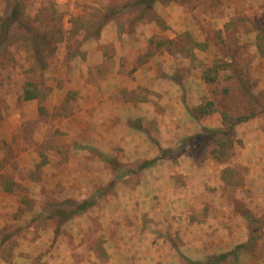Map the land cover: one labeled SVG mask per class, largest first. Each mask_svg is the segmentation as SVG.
I'll use <instances>...</instances> for the list:
<instances>
[{
  "label": "rangeland",
  "instance_id": "rangeland-1",
  "mask_svg": "<svg viewBox=\"0 0 264 264\" xmlns=\"http://www.w3.org/2000/svg\"><path fill=\"white\" fill-rule=\"evenodd\" d=\"M232 1L157 0L141 12L136 0H0V264H189L234 249L212 248L208 218L219 208L208 195H194L201 207L176 211L175 199L149 184L160 162L142 166L184 150L198 162L235 165L238 148L254 146L260 152L248 153L246 170H264V77L256 73L264 3ZM172 4L191 17L180 32L168 27V37L162 18H182ZM151 21L158 27L144 25ZM188 82L204 92L195 99L221 113L206 128L231 125L228 136L169 133L174 97L164 84ZM235 167L221 196L263 237L264 181L254 176L246 187ZM252 244L264 254V241ZM239 252L218 264H239Z\"/></svg>",
  "mask_w": 264,
  "mask_h": 264
},
{
  "label": "crops",
  "instance_id": "crops-1",
  "mask_svg": "<svg viewBox=\"0 0 264 264\" xmlns=\"http://www.w3.org/2000/svg\"><path fill=\"white\" fill-rule=\"evenodd\" d=\"M264 3V0H262ZM176 3V2H175ZM178 4V3H177ZM242 4V0H234L231 2V5H240ZM172 4L170 7H174L177 9V16H182L181 19H179L176 23L177 19L175 17L169 18L165 16L163 19L162 16V23H164V27L162 30L165 29V33L168 37L174 36L175 30L179 29L178 32L182 31L185 29V20H183L184 15L187 17H191V13L185 14L183 11V8L181 6H177ZM180 5V4H178ZM232 7V6H231ZM234 9V7H233ZM106 24L102 25L104 27ZM142 25V24H141ZM146 26H151L153 25L154 27H158L155 21L147 22L144 23ZM142 25V26H144ZM107 26L113 28V23L107 24ZM101 31V41L104 42V37L106 36L107 30ZM168 27H174L173 31H170L171 34H167ZM113 34L115 35V31L111 32V37L109 38L110 40L113 39ZM99 38V37H98ZM259 39V37H258ZM260 40V39H259ZM203 42V39L200 37L196 39L195 43L198 45H203L201 44ZM240 43V40H239ZM262 44L258 46L257 48L263 49L264 45V37H261V41L258 42L259 44ZM262 46V48H261ZM236 48H239V50H242V47L236 45ZM259 49V50H260ZM116 57V55H114ZM264 56V53L262 54ZM261 56V58H262ZM258 63V62H257ZM260 63V62H259ZM139 70L136 69V71ZM136 71L134 74H136ZM256 73L264 77V66H258L256 68ZM204 73L202 72V79L207 82V83H212L211 81H206ZM165 88L163 91L169 92L168 95L171 97H174L173 100H171L170 103L173 104L175 110H173V113L168 116L167 119H169L170 122V128H169V133H176L177 134V139L180 138H190V135H193L194 133H199L201 132V127H214V125L217 124V121L214 122V120H211L212 117H218L221 115V113H216L213 108L212 111L209 113H206L203 116H199L197 118L193 117L191 115V110L200 104L199 100L194 98L195 93L197 91L200 92V95H202L204 92L202 91V88H197L195 84L192 83H186L182 85H175V84H164ZM151 90H156L157 88L150 87ZM184 90H187L190 92L188 95L184 96ZM193 92V95L191 93ZM205 91V90H204ZM175 92V93H171ZM149 93H151L149 91ZM182 93L183 98H182ZM191 94V95H190ZM188 96V97H187ZM212 101V100H207ZM213 103V102H212ZM165 117V116H162ZM166 119V118H165ZM220 119V118H219ZM210 121H213V123H210ZM244 121V120H243ZM161 123V121L159 120ZM203 125L199 127L197 123ZM237 123V120H235ZM241 122V121H238ZM253 125L256 123L255 119H252L250 121ZM194 124V126H197V128L192 129L190 126ZM218 126V125H217ZM164 133V130H162ZM252 132L257 133L258 130L253 128L250 130H246L245 134L243 135L244 138L247 139V142H250L252 139L251 137ZM248 133H250L248 136ZM242 136V135H241ZM148 139V138H147ZM163 145V144H162ZM163 147H171V145L167 146L166 144L163 145ZM240 152L239 154V162L235 165H238L239 171L243 176V180L245 183V186L248 187L249 184L252 182H248V179H252L254 176H258V180H256V184H262L264 181V170H258L257 175L254 173L251 169V171L246 170V167L248 166V153L252 150V152L258 153L260 152L259 148H256L254 146L251 147H246L244 146L243 148H238ZM148 151H144V159H148L151 157L153 154L147 153ZM178 151L176 150V153ZM175 153V152H174ZM182 154V155H181ZM177 153V157H165L163 156L162 158L157 159L158 162H160V165L158 166L160 169V172H158L156 175L157 177L152 178L149 180V184L153 187H159L161 188L158 193L161 196L166 197V201L170 202L172 199H175V205H177V210L176 211H185L189 210L192 211L195 207H201L203 204L198 203L197 204V199L193 198L194 195H202V197L205 198V195H208L207 197V202L210 203L212 206H215L216 209L219 208L218 211L215 212V215H210L208 218V235H211V239L214 242L213 244V250L214 251H227L230 249L235 248L238 246L240 252H239V264H264V254L260 253L258 250V244L254 246L252 243H257L264 241V236L260 234V226H249V222H253L252 219L249 218L247 213H238L234 214L230 210V206H228L227 201L225 198H222L221 196V189L222 188H227L229 189V181L227 180L226 174L230 173L231 170L237 169L235 167L232 169L235 165H232V161L228 163H221L218 160L214 159H207L205 161H196V158L193 156L192 153H182L181 152ZM166 155V154H165ZM155 162V161H154ZM248 169V168H247ZM238 170V169H237ZM211 186V190L208 189L209 186ZM207 186V187H206ZM207 188V189H206ZM179 190V191H178ZM253 199L254 201H258L261 199V197L256 196ZM246 200V199H244ZM262 201V200H261ZM255 209V210H254ZM257 208L251 207L252 212H257ZM180 213V212H179ZM254 218V217H253ZM256 219V217L254 218ZM264 232V230H263ZM261 235V236H260ZM254 248V249H253ZM257 252H255V251Z\"/></svg>",
  "mask_w": 264,
  "mask_h": 264
},
{
  "label": "trees",
  "instance_id": "trees-1",
  "mask_svg": "<svg viewBox=\"0 0 264 264\" xmlns=\"http://www.w3.org/2000/svg\"><path fill=\"white\" fill-rule=\"evenodd\" d=\"M155 1L157 0H136V3L138 4V8L141 9V12L145 11V8L144 6H149L151 7L150 4H153ZM147 4V5H145ZM142 14V13H141ZM205 77V80L206 81H211L213 82L215 80V74H213L212 76L208 75L207 73H204V76ZM24 98H31V94H26L24 95ZM213 108H212V102L208 101V102H205L204 104H200L199 106L193 108L191 110V115L195 118L199 117V116H203L205 115L206 113H209L210 111H212ZM224 117H225V114H223V121H224ZM250 116L246 115V116H243V118H237L236 120L237 121H243V120H246L248 119ZM231 123V122H230ZM234 123V122H233ZM230 128L232 129L231 125L229 127V130H223L222 128H216V129H212V130H208L209 128H206V127H202V129H204L206 132L202 133V132H199L195 135V138L196 137H201V138H205V137H209V135L211 136V134H213V132H220V133H223L225 134L226 136H228L231 132ZM162 154L157 156L156 158H152L150 160H146V161H143L142 162V166L144 167L145 165H150L151 163H153L154 161H156L157 159L159 158H162ZM92 202H89V201H85L83 202L82 204L79 205V209H83L84 207H86L87 205L91 204ZM238 246H236L233 250L229 251V252H225V253H220L216 256H212V257H209L208 259H206L205 261H199V260H189V264H218L219 262L221 261H225L228 256L232 253H236V250H237Z\"/></svg>",
  "mask_w": 264,
  "mask_h": 264
}]
</instances>
